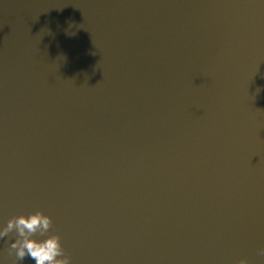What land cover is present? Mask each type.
I'll use <instances>...</instances> for the list:
<instances>
[{
    "label": "water",
    "instance_id": "95a60500",
    "mask_svg": "<svg viewBox=\"0 0 264 264\" xmlns=\"http://www.w3.org/2000/svg\"><path fill=\"white\" fill-rule=\"evenodd\" d=\"M38 209L71 264H264V0H0V225Z\"/></svg>",
    "mask_w": 264,
    "mask_h": 264
},
{
    "label": "clouds",
    "instance_id": "9594fccd",
    "mask_svg": "<svg viewBox=\"0 0 264 264\" xmlns=\"http://www.w3.org/2000/svg\"><path fill=\"white\" fill-rule=\"evenodd\" d=\"M53 218L43 209L22 213L0 225V239L15 234L9 251L15 256V264L30 258L33 264H71V256L65 254L62 237L59 232H51ZM264 255V248L258 250ZM0 264L3 261L0 260ZM238 264H248L241 259Z\"/></svg>",
    "mask_w": 264,
    "mask_h": 264
}]
</instances>
